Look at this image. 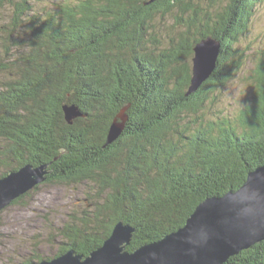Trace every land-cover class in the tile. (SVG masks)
I'll return each instance as SVG.
<instances>
[{
    "label": "trees",
    "instance_id": "obj_1",
    "mask_svg": "<svg viewBox=\"0 0 264 264\" xmlns=\"http://www.w3.org/2000/svg\"><path fill=\"white\" fill-rule=\"evenodd\" d=\"M70 1L42 14L31 0H0L9 10L0 20V178L49 163L47 183L89 186L93 208L54 227L56 256H88L120 220L134 228V251L264 165V48L249 58L236 46L258 0ZM166 13L174 23L164 33L155 19ZM209 36L222 45L218 64L188 94L194 47ZM239 78L242 107L218 109ZM66 104L84 116L69 123ZM123 108L125 130L104 146ZM43 259L36 251L19 264ZM224 264H264V240Z\"/></svg>",
    "mask_w": 264,
    "mask_h": 264
},
{
    "label": "water",
    "instance_id": "obj_2",
    "mask_svg": "<svg viewBox=\"0 0 264 264\" xmlns=\"http://www.w3.org/2000/svg\"><path fill=\"white\" fill-rule=\"evenodd\" d=\"M157 0H148L153 3ZM220 42L207 37L194 47L188 94L196 91L214 72ZM67 120L82 113L75 104L64 105ZM119 115L110 126L108 142L121 134L128 115ZM49 163L27 164L0 178V211L21 194L47 179ZM134 228L118 221L112 234L88 256L70 250L52 259L30 264H224L231 256L264 240V165L249 172L236 191L200 202L180 229L162 239L128 251Z\"/></svg>",
    "mask_w": 264,
    "mask_h": 264
},
{
    "label": "rangeland",
    "instance_id": "obj_3",
    "mask_svg": "<svg viewBox=\"0 0 264 264\" xmlns=\"http://www.w3.org/2000/svg\"><path fill=\"white\" fill-rule=\"evenodd\" d=\"M31 1L35 9L34 11L41 12L44 10L41 12L42 14H47L48 12L53 13L55 9L60 10L66 3L72 2L70 0ZM75 1L77 0H73V2ZM253 11L254 14L247 24L248 29L245 31L246 33L242 34L236 42V46L245 49L249 58L254 56L253 54H255L257 50L264 48V0H258ZM8 12L9 10L6 9L0 12V20L1 22L3 21L4 24V21H7L9 17ZM155 22L157 29L165 33L171 26L173 27L174 17L171 13H166V15L158 16ZM159 33L160 31L158 30V34ZM215 39L218 40L217 38ZM221 52L222 45L220 42V54ZM246 63V68H252L250 63ZM245 91L246 85L242 81V78L230 82L226 88L223 89L222 94L220 93L221 95H219L220 100L217 104L218 109L223 108L224 110L232 112L236 111V109L242 107V104L245 102ZM79 110L82 114L78 117L84 116L82 110L80 108ZM123 110L124 108L114 119L117 117L119 121H123L122 116L119 117V115L123 113ZM78 117H74L73 122L74 119ZM127 121L128 117L126 122ZM126 122L119 137L125 130ZM108 134L104 146L114 143L119 138L117 137L113 142H108ZM46 180L47 179L38 183L19 196L21 197L33 190L30 197H24L19 203H14L13 200L11 204L0 211V264H19L24 258L30 257L36 251L41 257H44V259L47 257H50V259L56 257L59 242L52 240L54 227L65 223L74 215H80L85 209L88 211L93 208L89 200V198H91L88 194L89 186H86V183L84 185L80 183L49 184Z\"/></svg>",
    "mask_w": 264,
    "mask_h": 264
}]
</instances>
